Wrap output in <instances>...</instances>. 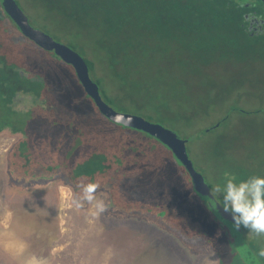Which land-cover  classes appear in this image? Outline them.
<instances>
[{
	"label": "rangeland",
	"instance_id": "1",
	"mask_svg": "<svg viewBox=\"0 0 264 264\" xmlns=\"http://www.w3.org/2000/svg\"><path fill=\"white\" fill-rule=\"evenodd\" d=\"M18 2L35 27L94 62L90 74L112 107L187 139L190 158L216 197L229 178L264 175V34L247 37L199 15L206 22L189 27L168 22L166 31L150 21L137 23L127 38L128 28L108 30L95 0L83 8L76 0ZM260 19L263 24L254 28H264ZM12 28L14 40L27 39ZM24 53L21 66L37 80H31V94L40 93L44 102L13 120L0 117V125L30 120L34 143L47 141L60 155L120 149L113 180L120 182L121 199L143 200L152 208L145 216L114 211L106 190L80 207L71 185L60 179L15 185L8 151L20 134L2 131L0 264H205L209 256L208 264H246L232 232L209 210L171 149L146 132L105 119L72 65L53 51L30 41ZM4 114L10 117L0 99ZM172 228L181 230L175 231L181 239ZM244 233L255 254L264 248V234L245 227Z\"/></svg>",
	"mask_w": 264,
	"mask_h": 264
},
{
	"label": "trees",
	"instance_id": "2",
	"mask_svg": "<svg viewBox=\"0 0 264 264\" xmlns=\"http://www.w3.org/2000/svg\"><path fill=\"white\" fill-rule=\"evenodd\" d=\"M76 1L78 3L82 2V8L87 6L88 0ZM91 1L94 2V0ZM95 2L103 15L108 30L120 32L128 28L130 31L127 38H131V35L133 37L137 23L144 24L146 21L147 23L150 21L155 28L166 31L171 27L168 22L178 23V25L185 27L206 22L204 18H198L199 15L211 16V19H216L222 28L230 31L229 29L232 27L247 37L258 38L264 34L262 32L264 28H254L258 23L253 22L252 24L250 18L254 13L253 11H257L255 15L258 18H264V2L261 0H252L250 4H248V0H95ZM136 15L139 16L138 19H136ZM142 16L149 19L142 20L140 19ZM12 25L22 34L12 19L4 12L0 3V99L3 100V105L10 114V117L5 116V114L1 115L0 117L4 120L15 116L19 117L20 113L30 114L39 107L38 105L41 106L44 102L40 93L37 96L31 94V80H37H33L32 75L24 72L25 70L21 66V63L25 60L24 52L31 40L27 37L24 41L14 40ZM148 26L147 28H149ZM85 59L90 66V71H93L94 62L86 57ZM97 82L100 84L99 80ZM85 94L91 99L98 113L108 119L98 109L94 100L86 92ZM104 97L108 102L109 97L107 95H104ZM36 100L38 101L36 102ZM30 102H33V104H29ZM38 119L37 116L35 120ZM29 123L30 120L21 123V125L14 122L0 125V132L9 130L12 133L20 134V137L8 151V175L15 185L21 187L43 186L60 179L63 183L71 185L74 201L80 207L87 206L89 200L85 199V188L92 186L91 196L99 190H106L110 193L114 211L126 215L145 216L151 210V204H147L143 200L138 201V199L130 197L121 199L120 182L114 181L118 178L120 171L119 158L122 159L123 156L120 149L113 150L110 148L109 150L106 148V150H102L92 148L70 156L60 155L55 148L48 146L47 141L41 144L34 143L36 134L28 127ZM115 124L124 129L129 128ZM181 167L185 169L183 165ZM201 198L209 206L202 196ZM143 211L147 212L143 213ZM159 222L164 226L167 224L161 219H159ZM172 229L177 232L181 231L176 228ZM249 246L253 250L250 243ZM259 259L264 264L262 257H259Z\"/></svg>",
	"mask_w": 264,
	"mask_h": 264
},
{
	"label": "water",
	"instance_id": "3",
	"mask_svg": "<svg viewBox=\"0 0 264 264\" xmlns=\"http://www.w3.org/2000/svg\"><path fill=\"white\" fill-rule=\"evenodd\" d=\"M0 3L4 12L12 19L18 30L25 37L41 48L53 51L64 62L72 65L85 91L108 119L125 127L146 132L171 149L178 162L183 165L191 175L196 192H198L211 207L212 197L215 195L203 173L195 168L194 162L190 158L187 149V139L182 138L178 132L168 129L160 123L150 122L139 115L117 111L103 98L100 91V84L92 78L90 74V66L81 53L71 46L56 40L51 34L41 28L35 27L18 0H0ZM215 212L221 218L220 220L227 225L230 232H232L236 243L241 247V250L238 252L241 254L242 259L246 264H263L247 243L244 227L241 226L239 229L234 228L229 213H225L219 209Z\"/></svg>",
	"mask_w": 264,
	"mask_h": 264
},
{
	"label": "clouds",
	"instance_id": "4",
	"mask_svg": "<svg viewBox=\"0 0 264 264\" xmlns=\"http://www.w3.org/2000/svg\"><path fill=\"white\" fill-rule=\"evenodd\" d=\"M92 186L85 188V199L91 201ZM218 197H212L209 210H222L229 213L233 227L241 226L249 229V233L264 234V175H250L245 179H227L222 188L217 189ZM102 211L103 205L97 203ZM257 255L264 257V248L258 250Z\"/></svg>",
	"mask_w": 264,
	"mask_h": 264
},
{
	"label": "flooded vegetation",
	"instance_id": "5",
	"mask_svg": "<svg viewBox=\"0 0 264 264\" xmlns=\"http://www.w3.org/2000/svg\"><path fill=\"white\" fill-rule=\"evenodd\" d=\"M249 2H248V4H250L251 2H252V0H248ZM262 1V0H261ZM262 2H264V1H262ZM254 13L250 16V18L252 19V24H253V22L254 23H258V25H261V24H263L262 23V21H261V19L260 18H258L256 15H255V13L257 12V11H253Z\"/></svg>",
	"mask_w": 264,
	"mask_h": 264
},
{
	"label": "crops",
	"instance_id": "6",
	"mask_svg": "<svg viewBox=\"0 0 264 264\" xmlns=\"http://www.w3.org/2000/svg\"><path fill=\"white\" fill-rule=\"evenodd\" d=\"M167 228V227H166ZM170 230V229H169ZM172 232H174L180 239H181V236L178 234V233H176L175 231H173V230H171ZM183 240V239H182ZM213 250H214V248H213ZM218 256L220 257V255L218 254ZM221 258V257H220ZM210 259H211V256H209V258H208V261H207V259H205V264H208V262L210 263ZM219 262H220V259H219ZM219 264V263H218Z\"/></svg>",
	"mask_w": 264,
	"mask_h": 264
}]
</instances>
